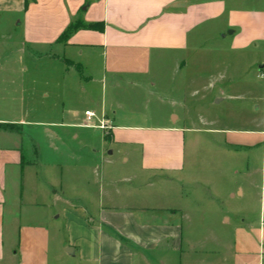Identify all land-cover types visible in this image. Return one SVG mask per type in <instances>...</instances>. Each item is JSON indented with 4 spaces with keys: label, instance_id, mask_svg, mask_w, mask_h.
<instances>
[{
    "label": "crops",
    "instance_id": "crops-1",
    "mask_svg": "<svg viewBox=\"0 0 264 264\" xmlns=\"http://www.w3.org/2000/svg\"><path fill=\"white\" fill-rule=\"evenodd\" d=\"M203 50L248 60L241 125L190 121ZM263 221L264 0H0V264H264Z\"/></svg>",
    "mask_w": 264,
    "mask_h": 264
},
{
    "label": "rangeland",
    "instance_id": "rangeland-1",
    "mask_svg": "<svg viewBox=\"0 0 264 264\" xmlns=\"http://www.w3.org/2000/svg\"><path fill=\"white\" fill-rule=\"evenodd\" d=\"M201 58L205 63L203 64V72L205 73L202 76L203 79H214L216 80V84L214 87L211 86V88L208 86L209 84H207L206 87H201V93L199 94L200 98L198 97L196 99H193L190 90L187 91L186 104L197 106L196 113H194L196 116L191 115L190 121L200 122L201 120H214L218 116L220 120H223V125L232 127L241 125L246 117L248 118L249 116V95L246 93V90H244V87L245 82L249 81L253 75L249 72L247 66L248 60L243 58V54L240 52L220 53L205 50L201 52ZM25 60L29 62L34 59L27 54ZM228 78H232V81H229ZM261 79L263 78L260 75L255 77L256 82ZM121 89L122 96L125 100L131 95L130 101H126L125 103L128 108L135 111L143 113L148 111L153 113L160 111L166 114L168 109H172V102L166 100V98L157 100L156 97L148 94L145 88H135L136 91H134V89L131 90L132 88L129 90H125V88ZM218 89H227L230 97L219 104H215L211 101V95L212 93H216L215 91ZM174 94L175 97L178 96L177 93ZM169 95H172V91ZM175 111L177 114H180L179 108H175ZM153 118V121L160 119V117L155 115ZM192 134L193 133L189 131L185 133L189 155L191 149L189 142L191 141ZM198 156H209V152L205 151L203 154L201 152Z\"/></svg>",
    "mask_w": 264,
    "mask_h": 264
},
{
    "label": "built area",
    "instance_id": "built-area-1",
    "mask_svg": "<svg viewBox=\"0 0 264 264\" xmlns=\"http://www.w3.org/2000/svg\"><path fill=\"white\" fill-rule=\"evenodd\" d=\"M84 115L86 116L87 119H91L92 117H94V113L90 110H85ZM98 127L106 129L107 128V123L106 121L102 118L100 120H98ZM264 223V221H263Z\"/></svg>",
    "mask_w": 264,
    "mask_h": 264
},
{
    "label": "trees",
    "instance_id": "trees-1",
    "mask_svg": "<svg viewBox=\"0 0 264 264\" xmlns=\"http://www.w3.org/2000/svg\"><path fill=\"white\" fill-rule=\"evenodd\" d=\"M78 25H80L79 22H77V23H75V24H73V25H70V26H69V27L63 32V34H61L60 39H64V38H66L67 35L71 32V30H72L73 28L77 27Z\"/></svg>",
    "mask_w": 264,
    "mask_h": 264
}]
</instances>
